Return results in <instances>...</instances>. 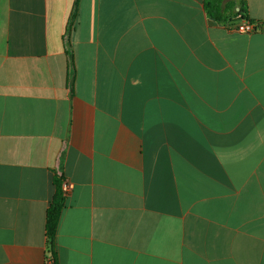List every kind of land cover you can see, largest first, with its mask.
Masks as SVG:
<instances>
[{
  "label": "crops",
  "instance_id": "obj_1",
  "mask_svg": "<svg viewBox=\"0 0 264 264\" xmlns=\"http://www.w3.org/2000/svg\"><path fill=\"white\" fill-rule=\"evenodd\" d=\"M76 1L0 0V264H46L55 174L58 264H264V0Z\"/></svg>",
  "mask_w": 264,
  "mask_h": 264
},
{
  "label": "trees",
  "instance_id": "obj_2",
  "mask_svg": "<svg viewBox=\"0 0 264 264\" xmlns=\"http://www.w3.org/2000/svg\"><path fill=\"white\" fill-rule=\"evenodd\" d=\"M240 11L236 12L235 3H226L223 0H207L204 3V8L207 15L217 23L225 25L228 21L236 17H246L247 7L245 2L239 4ZM78 8V0L76 1L70 28L73 27ZM65 178L62 175L55 174L53 183L55 193L51 202L50 210L47 216V237L50 245L49 257L53 264H58V255L55 248L56 235L60 224L61 216L66 209V195L62 190V185Z\"/></svg>",
  "mask_w": 264,
  "mask_h": 264
},
{
  "label": "built area",
  "instance_id": "obj_3",
  "mask_svg": "<svg viewBox=\"0 0 264 264\" xmlns=\"http://www.w3.org/2000/svg\"><path fill=\"white\" fill-rule=\"evenodd\" d=\"M224 27L230 32H236L247 35L254 34L259 30L258 25L256 23L248 21L247 18H235L233 20L228 21L224 25ZM62 190L67 196L73 190V185L69 181L65 180L62 185ZM46 264H53L50 257L47 259Z\"/></svg>",
  "mask_w": 264,
  "mask_h": 264
}]
</instances>
